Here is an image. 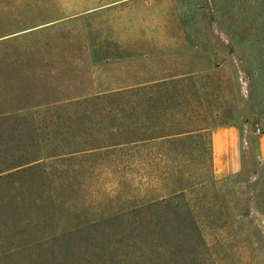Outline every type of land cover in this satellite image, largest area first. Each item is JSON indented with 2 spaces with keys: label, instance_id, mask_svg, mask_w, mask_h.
Returning <instances> with one entry per match:
<instances>
[{
  "label": "rangeland",
  "instance_id": "374dc122",
  "mask_svg": "<svg viewBox=\"0 0 264 264\" xmlns=\"http://www.w3.org/2000/svg\"><path fill=\"white\" fill-rule=\"evenodd\" d=\"M181 78L161 119L151 107L135 123L209 132L183 150L99 147L121 137L109 94ZM259 125L264 0H0V264H264ZM231 127L244 139L216 177L212 134ZM187 184L171 205L189 200L196 217L176 219L179 236L143 235L174 219L136 205Z\"/></svg>",
  "mask_w": 264,
  "mask_h": 264
},
{
  "label": "trees",
  "instance_id": "16d2710c",
  "mask_svg": "<svg viewBox=\"0 0 264 264\" xmlns=\"http://www.w3.org/2000/svg\"><path fill=\"white\" fill-rule=\"evenodd\" d=\"M185 79H171V80H160L157 82H153L150 84H141L136 87L130 88V89H123L120 91H117L115 93L109 94L107 97H115L116 98V105L118 107V114L116 120H118V133L120 139L116 143L107 144V145H101L99 147L101 148H107L111 146H128L132 145L138 142H152L154 140H159L161 143L168 144V149L173 150L174 147L181 148L182 150L184 147L189 145L191 143V140L195 136H202L209 132L211 129L210 127H202V128H170V127H162V128H169V129H162L159 131V129H156V131H149L150 128V120H151V114H143L141 123L134 121V114L133 111L142 110L145 112H148V110H151V107L158 108L160 110L158 114V118H162L165 115V107L168 103V97L166 94H168V87L172 85L171 87L174 88V91H178L177 89V83L183 82ZM177 103V102H174ZM178 104V103H177ZM36 112V111H35ZM38 112V110H37ZM20 113V112H18ZM13 115V114H11ZM18 114H14L13 116H10V114L6 115L5 119L10 117H16ZM29 115V114H28ZM26 114H22V118H25ZM140 123V125H139ZM34 123H32L33 125ZM164 124V123H163ZM34 126V125H33ZM165 126V124L163 125ZM159 128V127H156ZM161 128V127H160ZM34 131V128L32 129ZM135 131L138 132L137 135H134ZM33 140V139H32ZM38 143L41 141L38 139ZM32 143L34 141H31ZM173 148V149H172ZM73 152V151H71ZM69 152H63L60 154H50L47 155H39L36 157H30L28 159H23L22 161H18L15 164L8 165V168H6L4 171H8L11 169H16L18 167L23 166H36L40 165L41 160L65 155ZM210 157L213 159V148H212V140H211V152ZM3 171V170H2ZM0 171V172H2ZM219 183V180H214L210 183V185H217ZM193 185H181L178 188H175L173 192L171 193V196H161L160 198H154L149 203H147V207H144V204L136 205V209L140 211V209H150L151 207H160L165 208V212L161 216H166L168 218H173L174 220L171 222L163 221L165 222H158L154 221L152 223H148L146 226H143V235H146L148 237H151L154 240V236H172L177 235L179 236L182 233V229L180 224H178L177 218H194L196 217L195 211L192 209V203L189 200H186L185 202H179L182 204V206L177 202L174 206V201L178 197H186L188 194V191L192 188ZM205 186V185H203ZM194 188V186H193ZM143 207V208H142ZM195 207V206H194ZM148 239V238H147Z\"/></svg>",
  "mask_w": 264,
  "mask_h": 264
},
{
  "label": "crops",
  "instance_id": "0c3cea01",
  "mask_svg": "<svg viewBox=\"0 0 264 264\" xmlns=\"http://www.w3.org/2000/svg\"><path fill=\"white\" fill-rule=\"evenodd\" d=\"M245 133L237 128H220L212 134L213 160L215 164L214 173L216 177H223L232 171L230 163L236 161L240 152V142ZM226 159L225 171L217 170V160ZM235 164V162H234ZM234 166V165H233ZM224 170V169H223Z\"/></svg>",
  "mask_w": 264,
  "mask_h": 264
},
{
  "label": "built area",
  "instance_id": "2783aa9c",
  "mask_svg": "<svg viewBox=\"0 0 264 264\" xmlns=\"http://www.w3.org/2000/svg\"><path fill=\"white\" fill-rule=\"evenodd\" d=\"M256 134H264V125H259L256 128Z\"/></svg>",
  "mask_w": 264,
  "mask_h": 264
}]
</instances>
